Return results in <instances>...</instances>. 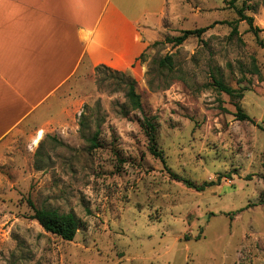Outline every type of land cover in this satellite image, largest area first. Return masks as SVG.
Listing matches in <instances>:
<instances>
[{
	"label": "rangeland",
	"instance_id": "374dc122",
	"mask_svg": "<svg viewBox=\"0 0 264 264\" xmlns=\"http://www.w3.org/2000/svg\"><path fill=\"white\" fill-rule=\"evenodd\" d=\"M230 1H150L141 24L163 17L136 73L95 71L71 128L12 141L19 163H0V264H264V49L244 21L231 35ZM233 1L264 43V0ZM204 27L201 39L168 42ZM166 56L171 69L159 65ZM126 78L141 110L130 107ZM236 103L253 122L238 120ZM145 117L171 172L214 184L196 191L173 179L148 150ZM28 201L74 214V239L45 232Z\"/></svg>",
	"mask_w": 264,
	"mask_h": 264
},
{
	"label": "crops",
	"instance_id": "0c3cea01",
	"mask_svg": "<svg viewBox=\"0 0 264 264\" xmlns=\"http://www.w3.org/2000/svg\"><path fill=\"white\" fill-rule=\"evenodd\" d=\"M150 1L0 0V163H19V137L71 128L97 67L136 73L163 17L141 24Z\"/></svg>",
	"mask_w": 264,
	"mask_h": 264
},
{
	"label": "trees",
	"instance_id": "16d2710c",
	"mask_svg": "<svg viewBox=\"0 0 264 264\" xmlns=\"http://www.w3.org/2000/svg\"><path fill=\"white\" fill-rule=\"evenodd\" d=\"M230 4L232 5L233 8H235L236 14L238 16L237 20L229 23L231 26V35L237 34V23L244 21L248 25L249 30L254 34L258 44L264 49L263 41H261L257 36L258 29L253 25L254 22L253 17L247 16L245 14V10H246L245 3H243L240 8L235 7L233 0L230 1ZM207 30L208 27L197 28L193 30H183L180 35L173 37L168 42L173 44L174 46H179L182 45L189 38L201 39V37ZM142 56L143 54L139 58H141ZM159 65L171 69L172 66L171 57L170 56L164 57V59L159 61ZM99 70H103L109 73L111 72L113 74H118L122 77L123 76L126 77L124 73L114 71L104 66H100L95 69V71H99ZM213 83H214L213 84L214 87L219 92H223L229 97L237 96L239 99L242 97L241 93L223 84V82L220 80H214ZM124 84L127 87L126 98L130 104L131 109L141 110L142 107H141L140 97L135 90L134 80L130 78H126ZM235 109H236V117L238 118V120L253 122L252 119L246 113H244L239 103L235 104ZM80 123L81 125H83V121H80ZM143 124H144L145 134L147 136L149 143V147H148L149 152L151 153V155H153L154 157L160 160V162L163 164V166L166 168V170L172 176L173 179L182 181L186 187L192 188L196 191H203L204 189L214 184L212 182H209V183H203L202 185H195L193 182L186 179H182L179 176H177L175 173L171 172L170 169L167 168L166 166L163 152L158 150L157 148L156 132H155L156 128L154 123L150 120V118L145 117L143 120ZM98 137H99V131H96L91 137L87 138V141L89 142L90 150H94L100 147L98 143ZM28 205L33 212L31 219L35 220L45 232L50 233L68 242H71L74 239L77 230L79 229V220L74 214L72 213L59 214L58 212L53 210L37 209L30 201H28Z\"/></svg>",
	"mask_w": 264,
	"mask_h": 264
}]
</instances>
